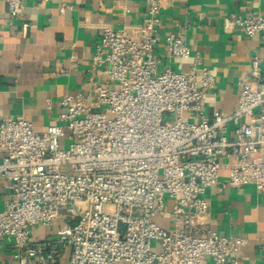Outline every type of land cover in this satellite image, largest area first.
<instances>
[{
	"label": "built area",
	"instance_id": "built-area-1",
	"mask_svg": "<svg viewBox=\"0 0 264 264\" xmlns=\"http://www.w3.org/2000/svg\"><path fill=\"white\" fill-rule=\"evenodd\" d=\"M3 1L11 16L22 14V0ZM144 1L142 23L104 28L91 101L64 95L59 122L41 132L25 119L0 120V179L11 185L0 240L15 264H55L66 249L70 264H241L246 240L208 227L203 195L264 191V59L254 57L239 82L236 111L207 120L212 71L175 34L168 49L192 59L191 71H158L162 0ZM228 24L264 41V16L232 14ZM167 212L169 229L159 223ZM38 227L52 232L33 240Z\"/></svg>",
	"mask_w": 264,
	"mask_h": 264
},
{
	"label": "crops",
	"instance_id": "crops-1",
	"mask_svg": "<svg viewBox=\"0 0 264 264\" xmlns=\"http://www.w3.org/2000/svg\"><path fill=\"white\" fill-rule=\"evenodd\" d=\"M22 6V14L13 17L0 0V120L25 119L41 132L59 122L64 95L81 93L92 100L89 77L104 28L139 25L147 7L144 0H22ZM232 14L264 16V0L161 1V41L155 51L158 71H191L192 59L174 57L166 43L170 34L183 38L215 78L205 103L207 120H212L215 111L226 115L236 111L239 82L251 76L254 57L264 59L262 38L247 37L231 27ZM260 72L263 78V63ZM103 81L109 84L110 79L104 76ZM227 174L226 169L220 172L223 180ZM10 192L11 185L0 179V211ZM203 198L209 206L206 223L210 229L246 240L241 264H264V191L252 185L223 192L211 187ZM159 223L171 227L169 212ZM51 232L35 228L32 239L42 241ZM0 264H15L13 249L4 240H0ZM55 264H70V250Z\"/></svg>",
	"mask_w": 264,
	"mask_h": 264
}]
</instances>
